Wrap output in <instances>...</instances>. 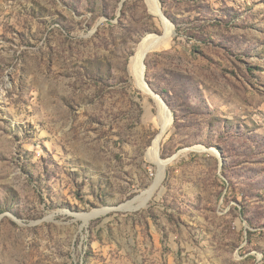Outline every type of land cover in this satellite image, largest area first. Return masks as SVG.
<instances>
[{"label":"rangeland","instance_id":"374dc122","mask_svg":"<svg viewBox=\"0 0 264 264\" xmlns=\"http://www.w3.org/2000/svg\"><path fill=\"white\" fill-rule=\"evenodd\" d=\"M157 2L156 185L148 1L0 0V264H264V0Z\"/></svg>","mask_w":264,"mask_h":264},{"label":"bare ground","instance_id":"6f19581e","mask_svg":"<svg viewBox=\"0 0 264 264\" xmlns=\"http://www.w3.org/2000/svg\"><path fill=\"white\" fill-rule=\"evenodd\" d=\"M147 1L149 3V7L151 8V10L155 12V14H158L161 17L163 25H164V29H165V35L155 36L153 34H148L143 39V41L139 44L136 54L132 57L131 63H130V69L138 85L142 87L145 91L153 94L157 98L159 102V106H160L159 119H160V125H161V133L155 138L149 150V157L154 161H159V164L161 165V172L158 175L159 177L156 182V185H157L160 181H162V178L164 177L163 175L164 165L166 164V161H163L162 159H160L159 154H158V148H159L163 135L168 130V128L171 126L173 119H172L169 108L164 104V102L158 95L154 94V92L147 86L144 80V76H145L144 75L145 74L144 56L149 51L158 49L162 45H165L167 43L168 38L172 34L173 27L169 23L167 18L161 12L160 6L157 0H147ZM150 195H151V191L149 192V196ZM143 200L145 203L148 200V197H144ZM129 207L131 206L129 205Z\"/></svg>","mask_w":264,"mask_h":264},{"label":"water","instance_id":"95a60500","mask_svg":"<svg viewBox=\"0 0 264 264\" xmlns=\"http://www.w3.org/2000/svg\"><path fill=\"white\" fill-rule=\"evenodd\" d=\"M147 54H148V53H146V54H145V56H144V60H145V58H146ZM144 64H145V62H144ZM154 94H155V95H157L156 93H154ZM158 96H159V95H158Z\"/></svg>","mask_w":264,"mask_h":264}]
</instances>
